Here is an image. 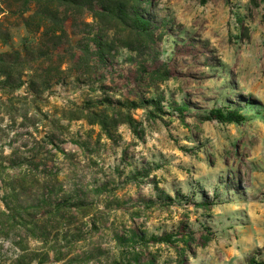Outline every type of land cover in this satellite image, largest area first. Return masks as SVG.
<instances>
[{"label": "rangeland", "instance_id": "rangeland-1", "mask_svg": "<svg viewBox=\"0 0 264 264\" xmlns=\"http://www.w3.org/2000/svg\"><path fill=\"white\" fill-rule=\"evenodd\" d=\"M139 9L150 36L85 8L0 0V53L12 61L19 50L25 71L7 66L15 79L34 77L13 90L0 77V154L37 147L33 172L57 173L87 197L85 218L101 227L75 252L108 251L89 264L118 256L113 228L145 232L128 247L141 264H264V0H141ZM49 13L63 23L58 37L45 31ZM27 36L33 52L23 55ZM218 107L244 120L202 119ZM165 234L183 241L151 239ZM14 252L5 244L0 258Z\"/></svg>", "mask_w": 264, "mask_h": 264}, {"label": "trees", "instance_id": "trees-1", "mask_svg": "<svg viewBox=\"0 0 264 264\" xmlns=\"http://www.w3.org/2000/svg\"><path fill=\"white\" fill-rule=\"evenodd\" d=\"M40 6V3L46 1L55 4L57 7L68 5L71 8L87 9L93 16L104 14L112 19L119 21L129 28L130 31L141 36H150L152 31L149 21L144 18L139 9L141 0H34ZM34 15L35 13L32 12ZM41 18L47 20L55 19L52 22L54 27H47L45 31L52 35L59 36L64 33L63 23L56 22L57 14L49 13ZM28 30L29 23L27 18L24 20ZM40 25H37L39 29ZM30 31V30H29ZM7 41V38L4 40ZM23 55L32 53L30 44L33 38L24 37L22 39ZM29 44V46H28ZM98 44H100L98 42ZM102 48V47H101ZM100 48V49H101ZM102 55V50H99ZM12 61H5L7 52L0 53V77L4 89H15L27 83L29 88L34 86V77L26 82L19 76L14 78V72L7 66V63L15 62L20 66L24 65L21 61V52L13 50ZM11 64V63H10ZM25 66L22 70L25 71ZM20 69V71H22ZM19 71V73H20ZM99 104H103L100 101ZM147 105L153 106V109L160 111L159 106L153 100H147ZM143 104V105H146ZM132 107H138L139 104L131 103ZM93 118H97L96 112H90ZM100 119V118H99ZM203 120H216L220 123H240L244 120V115L236 109L212 108L202 117ZM100 124L102 125V120ZM126 122L134 127V120L128 116ZM136 131V128H133ZM53 145L56 152L65 154V151L55 144L53 140L47 142ZM28 154L17 155L19 151L11 149L9 154H0V170L5 171V175L0 174L1 206H0V249L5 244L11 245L15 250L12 256L4 255L0 258V264H89L99 260L104 255L106 249L100 245L92 246L85 252H75V247L89 241L92 236L99 232L101 227L96 219L85 218V213L91 204L86 196L70 192L63 189L58 180L57 173L43 171L34 173L43 159V153L37 147L28 150ZM39 155V158H38ZM39 161V164L37 163ZM21 167L25 171L17 174H10ZM0 171V173H2ZM165 199L170 200L169 196ZM103 229L105 226L103 225ZM112 240L119 245H123L117 251L118 256H114L109 264H141L139 252L128 250L134 243L146 242L145 232L140 230H119L118 228L108 229ZM184 237V236H182ZM150 239V238H149ZM153 241H165L174 243L183 241L181 238H174L172 234L161 236H151ZM176 239V240H175ZM185 243L187 239L184 237ZM187 245V244H186ZM134 248V247H133ZM252 264L254 260L251 258ZM152 260L149 264H152ZM182 264V263H181Z\"/></svg>", "mask_w": 264, "mask_h": 264}]
</instances>
